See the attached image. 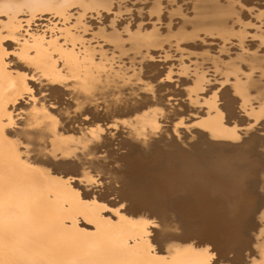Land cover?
<instances>
[{
    "label": "rangeland",
    "instance_id": "rangeland-1",
    "mask_svg": "<svg viewBox=\"0 0 264 264\" xmlns=\"http://www.w3.org/2000/svg\"><path fill=\"white\" fill-rule=\"evenodd\" d=\"M86 2H87V4H85ZM88 2H90L91 5ZM227 2L233 3V7H232V10L230 12L224 11L225 10L224 5H226ZM66 3H67V5H66ZM73 3H75V4H73ZM100 4H102V5L100 6ZM85 5H86V7H85ZM95 5H96V7H95ZM103 5H105V6L103 7ZM106 5H107V8H106ZM91 6H92V8H91ZM97 6H98V8H97ZM197 9H198V11H197ZM215 13H216V15H215ZM108 17H111V20L107 19ZM201 17H202V19H201ZM194 20L196 21V23H194L195 22ZM143 34H144V36H143ZM151 35H152V37L153 36L154 37L152 38ZM144 41H146V42H144ZM41 45L42 46L44 45L43 48L41 47ZM50 45H51V47H50ZM50 48H52V49H50ZM58 49H60V50L58 51ZM52 50H54V51L52 52ZM68 50L70 53L68 52ZM48 53H49V55H48ZM239 53L240 54L246 53L248 55H250V53H251L252 56L253 55L258 56L259 57L258 59H261L262 66L258 67V68H254L253 72L256 76L260 75L264 79V74H263V72H264L263 71L264 70V0H204V1L203 0H107V1L103 0V2H102V0H96V1L95 0H91V1L90 0H82V1L79 0V2H77V0H0V129H2L4 132V135L0 136V142H1V144H0V146H1V148H0V170H1L0 171V228H1L0 229V236L3 237L2 239H0V254H1L0 255V262H3V264H9V262H14L15 264H24V263L25 264H27V263H29V264H40V262L43 261V262H45V264H61V262H62V264H75V263L76 264H84V263L85 264H91L92 261H95L97 259H104L105 260L107 258V260H116V259H120V257H121V259H124V258L125 259H130V258L132 259L131 256L135 255V256H133L132 260L138 261L141 259L142 261L141 260L138 261L139 264H142V262H143V264H147L150 261L149 259L154 255L153 254L154 248L151 244L149 237L146 235V233L142 237L141 234L144 233L143 230H141L142 228H140L138 225L137 226L129 225L130 223H129V221L127 222V218L124 217L123 215H121L122 213H121L120 209L118 210L115 208V206L121 208V205L124 206L125 202L123 199H121L118 196V194L114 193V190L112 188V186H117V187H118V185L120 186L121 181H117V182L113 183L111 180V176L117 175L118 177H122V176L124 177L127 175L130 177V175H131L134 177L136 175V171H129L125 167H122L120 165V163H121L120 158H122L124 156L123 155L124 153H127L126 151H128L127 149H129V147L131 148V147L139 145V144H141L142 146L139 145L138 147H140V148L142 147L141 149H143V150L146 149V151H148V152L155 149V147H157V145H159V144L164 145L163 141L160 142V141L154 139V136H155V138H156V136L158 138L160 133H162L163 130H165L163 132L168 133L170 136L169 137L170 139L168 138L170 141H168V143H166V145L171 144L172 146L173 145L176 146L177 142L181 141V143L184 144L186 151L189 153L187 156L188 157L190 156L191 158L196 159V162H198L200 164H202L201 162L208 164L209 160L212 158H215V155L218 152L224 153V154L226 153V155H228V157H229V155L230 156L235 155L240 149L246 151L247 153L249 152L248 153L249 155L247 154L248 155L247 158H242V157L241 158H235L236 156H234V157H231V159L233 160V162L237 161V162H235V164L238 163V165L240 164V166H243L244 164L248 165V166H245V168H247L248 172H250V173L249 174L247 173V175L245 176L246 180L249 181V182L248 181L247 182L250 186V190L252 189L255 191V193L253 191L254 197L255 198L259 197V199L256 198V200H258V201H257V203H255V210L252 213V215L254 214L252 216V220H253L254 224L251 223L252 222L251 221L250 224H247V225H245V227H243V233H242L243 238H241L240 240H243V239L244 240L243 241L239 240V246L241 247V249L244 246H245V248L248 246L250 251H248L247 248L244 249L245 251L242 249V251L245 253V255L241 254L239 257H238V254H236L234 250L226 252V254L224 252H219V250H218L219 253L214 252L213 250L217 251V249L216 248L214 249L213 245H211V247H210V245L208 243L209 241L206 240L207 241L206 242L205 240H203L204 242L202 241V245H200L201 242H200L199 238H202V236H203V234L201 233L202 226H205L204 217H202L201 215H199L200 219L199 218L189 219L187 217H185V218L183 217L186 220L185 223H184V221H183V223L186 224L185 227L187 226L189 230H191V228H192V230H194L193 231L194 237L199 239L200 243H198V245H199L198 249H196L197 247L196 248L193 247L194 248L193 249L192 247H190L188 245H187V247L198 252V253H196V255L198 256V259L202 257V259H201L202 261L199 259V261L201 262L200 264H208V262H209V264H211V262H212V264H223V263L225 264V262H227V261H228V263L231 262L230 264H235L238 259L242 262V264H244V263L247 264V261H249V260H250L248 262L249 264H253L254 261H255L254 264H257V262L260 261L262 259V257L264 259V255L261 254L262 252H264V247H262V246H264V240H263V242L260 241V240L264 239V224H260L264 221V187H263V185H264V183H263L264 182V174H262V173H264V167H263V164H264V160H263L264 159V151H263V149H264L263 148L264 147V138H263L264 137V104H261L260 100H258V99H255V100L253 99L250 102L251 104L245 103V104H247L246 105L247 108H246L245 104L242 103V100H241L242 96L234 88V84H233L234 77L230 76V77L225 79V77L223 75L224 72L222 70H220L218 68V65H217V60L223 61L222 59L225 60V59H228L231 57L233 58V57L239 55ZM96 56H98L99 58H97ZM102 57H103V59H102ZM226 57H228V58H226ZM62 58L64 61L62 60ZM130 58H133V59H135V61H139V63L144 65V67H143V69H144L143 70L144 71L143 72V75H144L143 79L141 81H138L139 83L137 82L134 84L135 85L134 87H138L140 89V91L138 93H140L141 98L144 94V96H145L144 97L145 99L143 98L144 102L140 98V95L136 94V96L134 95V97H133L134 99L131 98L130 100L124 101L123 102L124 105L121 104V107L120 106L117 107V105H120L119 103L111 104L113 99L118 98V97L116 98L114 96L111 97L112 101L105 103L107 106L104 105V102H102V100H100L101 104L97 105V107L99 106L98 109H97V107H96V109H94L95 106L89 107V110H87L85 108H84L85 110L84 109H77L75 105H72L73 104L72 103L73 102L72 96L70 97V95H68L66 93V91L67 92L69 91V88L72 87L73 83L76 81L77 78H79L80 76L83 75V72L85 70L86 71L89 70L87 72V74H89V72L91 71L90 73H92V75L96 76L97 78H99V77L102 78L101 76H103L105 74L106 69H108L109 64H111L113 62L127 61V60H130ZM82 59H83V61H82ZM98 59H100V60H98ZM53 60H55V61H53ZM68 62H69V64H67ZM87 62H88V64H87ZM106 62H108V63H106ZM242 62H243L242 64L244 65L242 67L243 68L245 67L244 69H247L249 63L245 62V61H242ZM101 64L104 66H102ZM62 65H63V67H62ZM58 66H59V69H58ZM145 66H147V67H145ZM138 67H139V65H138ZM149 67H151V68L147 69ZM100 69H102V70H100ZM131 69H132V73H131ZM70 70L73 72H71ZM146 70H149V71H146ZM150 70H152V71H150ZM65 73H67V75ZM132 74H134V69L130 68V70H128V72L125 74V76L127 75V77L129 79H135V76ZM39 75H42V76L40 77ZM85 75H86V73H85ZM145 75H148V78H146L147 76H145ZM152 75L153 76L155 75V76L153 77ZM201 75H203V77L205 79V86L202 90L199 91V94L201 96H205V97H207V96L210 97V96H212V94H216V97L218 99V105L220 106L219 108H220L222 115H223L222 123L218 128H211L208 125L204 124V122H203V118L207 116V114L205 115V113H204L206 111L205 106L207 104H203V107L200 108V105L192 104L189 101L188 86L191 84V82L193 83L195 80H197ZM38 76L40 78H37ZM60 76H62V77H60ZM42 78H44V79H42ZM39 79H41V80H39ZM47 79H48V81H47ZM42 80H45L44 83L45 82L47 84L49 83L50 85L49 84L48 85L53 87V88H54V86L55 87L59 86L61 88L63 87V89H65V87H66V89H65L66 91L63 92L64 94L62 92L61 93L60 92L59 93H53L51 91V88L49 89V86H47L46 83L44 84ZM154 80H156V81H154ZM145 81H147V82L150 81L149 83L152 82L151 83L152 85H150L149 83H148L149 85L146 84L147 82L144 83ZM63 82L65 84H63ZM140 83H142V84H140ZM158 83H159V85L157 86ZM136 84H137V86H136ZM138 84H140V85H138ZM144 84H145V86L147 85L145 87L146 90L144 88H141L142 87L141 85L144 86ZM168 84H169V86H168ZM171 85H173V86H171ZM148 86H149V88H148ZM158 87L160 90L158 89ZM153 88L156 91H154V90L150 91ZM147 89H149V90L147 91ZM179 91L181 93H183V92L184 93L181 94ZM224 91L229 92L228 96H227V94H225ZM149 92H151V93H149ZM156 92L158 94H156ZM159 92L164 93L163 95L166 97L164 99L162 97H157L158 95H160V96L162 95V93L160 94ZM230 92H231L232 97L230 96ZM252 92H254V89L252 90ZM148 94H150V98L152 99V105H150V106H149V104H151V102H150L151 99L149 98ZM137 96H139V97H137ZM226 96L227 97L230 96V97L227 98ZM136 97L139 98L140 100L137 99ZM155 97H156V99H154ZM225 98H226V101H225ZM29 99H30V101H29ZM231 99H232V101H231ZM43 100L47 101V104L51 108L54 107L53 110L55 109V113L60 114L63 112L62 114H60V116L62 115L61 117H63V115L65 116V117H63L65 119L63 121H65L66 123L64 122L61 125L62 129L65 125L63 130H67V132L70 130L69 132H71V133H72V131H74L73 132L74 134H79V133L80 134L81 133L86 134L87 133V135H88V134H90L89 132H91V130H92L91 127L92 128L94 127V131H96L97 133H95L92 130V132L94 134L91 132L90 135H92L91 138L93 140L91 141L92 144L90 143L91 145L89 146V148L92 149L94 144L97 143V144H95V148L92 149L93 152L88 151L90 153L89 154L87 152V150H90V149L88 148L85 152L82 153V157L76 156V158H75V156H74L72 158L71 157L69 158L70 152H68L69 148L66 144L60 145V146H59V144H53V143L47 144V141H45L44 138L42 139L43 141L40 138H38L36 133L33 132L34 129L36 130V128L33 127L31 124H29L30 121L28 122V119L26 120L27 113H28L27 107L29 106V104L39 103V102H42ZM133 100L134 101L136 100L135 103H137V101H138V103L135 104L136 106L133 104L134 103ZM145 100L146 101L148 100V101L145 103ZM161 100H165V101H162L163 102L162 103ZM154 101H156L160 104H158V103L154 104ZM230 101L231 102L234 101L235 103L233 102L232 104H230L231 103ZM48 102H50V103H48ZM142 102L144 103V106H143ZM164 102H166L167 104ZM224 102H226V103H224ZM184 103L186 105H184ZM190 103H191V105H190ZM228 103H229V105H228ZM109 104H111L112 106ZM164 104H166V105L169 104V105L166 106ZM241 104H242V106H241ZM129 105H131V106H129ZM137 105H138V107H137ZM157 105H159L161 110L160 109H159V111L157 110L159 108ZM161 106H163V107H161ZM170 106H171L173 112H172ZM186 106H188L187 108L189 111L187 110ZM225 106L228 108L225 109L226 108ZM235 106H236V109H235ZM255 106H258V107L256 108ZM65 107H67V108L64 109ZM124 107L125 108L127 107L126 108L127 110L131 109L129 112L126 110L127 115L125 113L126 111H124L125 109L123 110ZM151 107H153V108L156 107L155 108L156 111H155V109H153ZM167 107H168V109H166ZM107 108L112 109V110L110 111ZM145 108H147V110H145ZM163 108L166 109V111H167V112H165L166 114L163 113L165 111ZM175 108L177 110H179V108H180V110L177 111ZM184 108H186V110H184ZM90 109H91V112H90ZM115 109H117V110H115ZM253 109L256 113L253 111ZM74 110L77 112H75ZM86 110H87V113L85 114ZM113 110L116 111L117 114L114 113ZM168 110H170V111H168ZM175 110H176V113L174 112ZM227 110H229V111L227 112ZM103 111L104 112L106 111V113H103ZM132 111H133V113H132ZM148 111H150V112L154 111L155 113H157L158 115L157 114L156 115L160 116V119L158 117L159 120H161V117H162V120L160 122L158 121L160 126L158 127V124H157V126H155L159 129H157L155 127L152 128L149 124L146 125V127L140 126V124L138 122H136V118L138 116L145 114ZM181 111L182 112L185 111V114L182 113ZM195 111H197V112H195ZM258 111H259V113H258ZM95 112H96V114H95ZM159 112H161V114H163V115H161ZM82 113H83V115H82ZM189 113H190V115H189ZM228 113H230L231 115ZM252 113H254V114H252ZM132 114H134L135 116H132ZM178 114L180 115V117L178 116ZM24 115H26V116H24ZM109 115H111V116H109ZM117 116H121V117H119L120 119ZM173 116H175L176 119H173ZM256 116H257V118H256ZM22 117H23V119H22ZM77 117L78 118L80 117V118L78 119ZM99 117L101 119H103L104 117L105 118L102 121ZM110 117H112V118H110ZM122 117H125V118H122ZM163 117H165V118L163 119ZM177 117H179V118L177 119ZM81 118H83V119H81ZM93 118H96L95 123H93L94 122ZM97 118H98V120H97ZM167 118L172 120L173 123L168 119V121L171 123V124H169V122L167 121ZM13 119H15V120H13ZM99 119L101 121L97 122V121H99ZM108 119H110V121ZM134 119H135V121H134ZM243 119L247 123L244 122ZM20 120L22 121V124H21ZM83 120H85V121H83ZM89 120H91V121H89ZM105 120H107V121H105ZM117 120H119V122H121V123H119ZM201 120H202V122H201ZM10 121H12V122L10 123ZM196 121L197 122L199 121V122L197 123ZM114 123H116L117 126ZM117 123H119V124H117ZM9 124H11V125H9ZM24 124L25 125L27 124L28 126L26 125L27 126L26 127ZM126 124L130 127H128V126L126 127L125 126ZM29 125H31L32 127ZM9 126H11V127H9ZM16 126H18V127H16ZM73 126H74V129L71 131ZM82 126H83V128H82ZM100 126H102L101 127L102 130H100ZM120 126H122V127H120ZM139 126H140V128H139ZM168 126H169V128H168ZM88 127H90V128H88ZM143 127L145 130L143 129ZM176 127L178 128V130H175ZM9 128H12L14 131L12 129L11 130L14 133L11 130H9ZM21 128L22 129L26 128V129L22 130ZM106 128L108 130H106ZM137 128H139V129L136 130ZM150 128H152V129L149 130ZM160 128H161V130H160ZM30 129H31V131H30ZM82 129L83 130L86 129V131H83ZM128 129H130V131H127ZM171 129H172V131H169ZM26 130H27V133L25 132ZM78 130H79V132H78ZM99 130H100V132H98ZM131 130H133V131L131 132ZM179 130H180V132L182 130L183 131L181 133H178ZM194 130H196V131H194ZM23 131L25 134L23 133ZM28 131H30L32 133L30 134ZM198 131H200V132H198ZM245 131H247V132L245 133ZM248 131H249V133H248ZM253 131H254V133L256 132L255 133L256 135H254V133H252ZM75 132H77V133H75ZM147 132H148V135H147ZM204 132L205 133L211 132V133L209 135V134H205ZM98 133H100V134H98ZM150 133L151 134L153 133V135H151ZM154 133H155V135H154ZM202 133H203V135H202ZM257 133H258V135H257ZM103 134L106 138L103 136ZM129 134L131 135L132 139L129 137L130 136ZM133 134H134V136H137V134H139V135L135 138L133 136ZM173 134H175L176 136L174 135L175 137H173ZM186 135L188 137H186V140H185L184 137ZM262 135H263V137H262ZM143 136L144 137L147 136V137L144 138ZM236 136H238L241 139H239ZM93 137H95V138H93ZM97 137L98 138L100 137V140ZM133 137L137 142L133 141L134 140ZM138 137H139V139L141 138L140 139L141 141L138 139ZM172 137H173V139H172ZM178 137H180V138H178ZM255 137H257V138H255ZM107 138H108V140H107ZM208 138H210V139H208ZM258 138L260 139V141L258 140ZM37 139H38V141H40L39 144H38ZM180 139H182L184 142ZM207 139L211 140V143H210V141H207ZM256 139L259 142L256 141ZM261 139H263L262 142H261ZM129 140H131V141H129ZM171 140H173V142ZM177 140H179V141H177ZM36 141H37V143H36ZM215 141L218 143V145ZM219 141H220V143H219ZM98 142H100V143H98ZM123 142H125V144ZM130 142H132V143L130 144ZM156 142L158 144H156ZM213 142H214V144H213ZM152 143L155 144V147H153ZM208 143H209V145H208ZM221 143L223 144L224 147L222 146ZM232 143H235V144L232 145ZM36 144L37 145L41 144L39 147L42 149L37 147ZM51 144H52V146H51ZM210 144H211V146H210ZM219 144H221V145H219ZM228 144H229V146H228ZM238 144H239V146H238ZM48 145L52 147L51 150H50L51 147L49 148ZM53 145H55V146H53ZM56 145H58L59 147H57ZM261 145H263V146H261ZM33 146H35L34 147L35 149L33 148ZM233 146H235V147H233ZM151 147H153V148H151ZM168 147H171V146H168ZM218 147L220 148V150ZM225 147H226V150L224 149ZM231 147H232V149L234 148L232 151H231ZM236 147H239L240 149L239 148L236 149ZM47 148H49V149H47ZM96 148H98V149H96ZM214 148L216 151H214ZM2 149H3V151H2ZM59 149H61V150H59ZM95 149L98 150V153H96L97 151ZM224 150H225V152H224ZM79 151H81V150H79ZM35 152H36V154H35ZM62 153H63V155H62ZM32 155H34L35 157ZM51 155L53 157H51ZM60 155H62V156L60 157ZM62 157L63 158L68 157V159H70V160L72 159L74 162L78 159V161H76V163H74L75 164L74 166L76 168L70 167L71 168V170H70L69 168H67L65 166L63 168H60L61 171L63 170L62 171L63 174L60 173L61 171L59 170V168H57V167L55 168V166H56L55 163H56V160L62 159ZM87 157H89V159H87ZM95 157H96V160L94 159ZM117 157L120 160L119 159H118V161L114 160ZM41 158H43V159L41 160ZM53 158H55V160L53 161V162H55L54 164L52 162ZM100 158L103 161H105L106 163L103 162L101 164L102 160H100ZM186 158H185V161L183 159L182 161L179 162V168L182 170L184 169L183 170L184 172L182 174L188 179V181H193L194 186L200 187L202 184H207L208 182L206 180H204V179H207L206 178L207 175H205L204 173L199 174V176L194 175L195 177L190 176L191 174L188 170L189 160H186ZM97 159H98V161L99 160L100 161L98 162ZM234 159H235V161H234ZM111 160H112V163H111ZM249 160L251 162H248ZM90 161L92 163L94 162L96 164L100 163L102 166H105V167L107 165H109L110 167L107 166L106 169L108 167L112 171L115 169L114 171L116 172V175H115V172L114 171L112 172L110 169H107L108 172L105 169L107 172V173H105V170H103L102 166L101 167L99 166L100 167L99 168L98 165H96V164L93 165ZM108 162H109V164H108ZM168 163L170 166L172 165L171 162L168 161ZM76 164H78V166H76ZM82 165L84 168H82ZM5 166H7V167H5ZM87 166H89V167H87ZM93 166H95V167H93ZM116 166H119L118 169L121 168L120 169L121 172H119L120 170H118V169L116 170V168H117ZM78 167H79V169H78ZM183 167H185V168H183ZM54 168L58 169V170L54 171L53 170ZM81 168L84 169L85 171L83 170L84 172H82ZM93 168H95V169L97 168V171H95ZM100 169H102V171ZM124 170H125V172H124ZM58 171H60V172H58ZM66 171L68 172V174H65ZM80 171L82 173H80ZM90 172H92V173L90 174ZM111 172H112V175H111ZM141 172L142 173H140V174H143L144 176L146 175V173L150 174V172H148L147 170L146 171L143 170ZM72 173H74V174H72ZM64 175H66L67 177H65ZM15 176H16V178H15ZM94 176H95V178H93ZM138 176H141V178L143 177L142 175H138ZM25 177H27V178L25 179ZM34 177H36V178H34ZM68 177H70V179ZM157 177H158L157 174H151V180L152 179L154 180ZM134 178H138V177H134ZM78 179H79V181H78ZM73 180H74V182H72ZM83 180H85V181H83ZM37 181H39V182L37 183ZM75 182H77V183H75ZM39 183H41V184H39ZM72 183H74L73 186H72ZM21 184L23 186H21ZM75 184H77L78 186L80 185L78 187V189L80 188L79 190L77 189V186ZM88 185H91V186H88ZM187 188H188V190H187ZM187 188L183 186V187L178 188V190L177 189L174 190L170 194L168 201L174 202V200L178 199V198H183V197L184 198H186V197L193 198V197H195V195L197 196V193H195V191H194V189H192V187H187ZM69 189H71V191ZM87 189H89V190H87ZM108 189L110 191H108ZM20 190H22V191H20ZM66 190H69V193L71 192V194L76 195V197L79 199V201H78V199H76L77 202H75L76 204H79V207H78V205H75V206H77L78 208H81V209L84 207L83 209H85L87 211H85L83 209L82 210L79 209V211H78L77 207H75V206L73 207V205L75 203L72 200H70V198H71L70 195L66 196L68 193V191L64 192ZM75 190L79 192L78 195H77L78 192L76 193ZM81 190H82V192H81ZM72 191H75V192L72 193ZM84 191H92L93 193H91L89 195L94 194L95 195V196L93 195L94 199H93V196H91L90 197L91 199H90L88 197L89 195L85 194ZM61 192H64L66 195L61 193ZM97 193H99V194H97ZM101 193H107V195L109 194L106 197V200L110 199L109 201H112V202L116 201V202H118V204L115 205L114 207L109 205V204H107V205H109V207L107 205L103 206L106 203H102V200L99 199V197H98L99 195H101ZM83 194H85L86 196L88 195L87 198ZM22 195H23V197H21ZM79 195L81 198L79 197ZM43 196H45V197H43ZM65 196H66V198L68 197L69 200H67L65 198ZM173 196H175V197H173ZM262 197H263V199H262ZM10 199H11V201H10ZM21 199H22V201H21ZM96 199H97V202L99 201L98 203L97 202L95 203ZM17 200H20V201H17ZM82 200H83V202H82ZM87 200H89V201H87ZM70 202H72V203H70ZM92 202L95 203L96 206ZM100 202L103 205H100ZM258 202H259V204H258ZM32 204H33V207H32ZM70 205H71V208H69ZM88 205H89V207H88ZM16 206H17V208H16ZM261 206H263V207H261ZM258 207H259V209H258ZM89 208L91 210H88ZM94 208H95V210H94ZM113 208H115L116 210H114ZM256 208L258 210H256ZM19 210L21 211V213ZM69 210L70 211L72 210V211L69 212ZM80 210L82 212H80ZM98 210L100 213L98 212ZM171 210H173V208H171ZM6 211H7V213H5ZM83 211L85 213H83ZM93 211H94V213H93ZM28 212H30V213L28 214ZM72 212L74 214L71 215ZM118 212L120 215H118ZM80 213H82L83 215ZM84 214L85 215L87 214L88 216L86 217V216H84ZM95 214L97 216V219L95 217ZM176 214L177 213H175V211H169V215H167V216H169V218H168L169 220H173L171 224H173V222L177 223L180 221L179 217ZM261 214H263V215H261ZM98 215H99V217H98ZM173 215H175V218L173 217ZM90 216L91 217L94 216L95 220H93L94 217L92 219ZM119 216H120V219H119ZM121 216H123V217H121ZM149 216L150 215L146 214L143 217H145L146 219L149 218L148 221H152V223H153V218L151 216L150 217ZM172 217H173V219H172ZM1 218H3V219H1ZM4 218H6V219H4ZM99 218L103 219V221H104L103 225H102V221L100 222ZM121 218H125V219H123L124 221ZM254 218H257L259 221L256 219V222H255ZM260 218L262 219V221ZM21 219H22V221H21ZM45 219L47 222L45 221ZM87 219H89V221ZM115 219L118 220V222H119V220H121L119 222L120 226L124 224L125 225V226H123L124 228H121L122 226L121 227L118 226V228H117L116 225L117 224L119 225V223L118 222L115 223L114 222V221H116ZM82 220L84 222L90 223L91 226L89 227V226H86L85 224H82L81 223ZM90 220H93V221H90ZM107 220H108V223H110L109 221H111V223L110 224L106 223ZM51 221H53V222H51ZM94 221H97L100 223L97 224V222H94ZM125 221L127 222L126 224L128 226L125 224ZM197 221H199V222H197ZM257 221H258V224H260V225L257 224ZM6 222H7V224H5ZM20 222H21V224H20ZM121 222H122V224H121ZM113 223H115V225ZM11 225H13V226H11ZM99 225H100V227H98ZM104 225H105V227L107 226L110 231L112 230L110 226L113 227V230L116 231V232H113L114 233L113 236H115L116 240L118 238L117 236L120 235V237L117 240L118 245L116 247L110 246V244L105 241V238L103 239L104 232L101 230V232H102L101 233L100 229ZM113 225L116 227H114ZM130 226H132L131 230H130ZM199 226H201V227H199ZM127 227H128V229H127ZM133 227H135V229ZM257 227H259V228H257ZM15 228L17 231L15 230ZM126 229H127V232H125ZM138 229H140V231ZM1 230H2V232H1ZM8 230H11V231H8ZM20 230H22V231H20ZM94 230H96V231L94 232ZM132 230L134 232L136 230H138V231H136V233H134ZM178 231L182 232V228H179ZM9 232H11V233H9ZM77 232H78V234H77ZM98 232L100 234H98ZM140 232H142V233H140ZM244 232H246V233L244 234ZM4 233H6V234L4 235ZM22 233H23V235H22ZM51 233L54 235H52ZM60 233L62 235H60ZM197 233H199V234H197ZM1 234H3L4 236ZM31 234H32V236H31ZM64 234H65V236H64ZM90 234H92V235H90ZM94 234H96L95 235L96 238H94ZM138 234H140L141 236ZM246 234H249L250 236H248ZM7 235H8V238H7ZM80 235H81V237H80ZM88 235H89V237H88ZM98 235H99V237L97 238ZM29 236H31V237H29ZM35 236L37 239L35 238ZM121 236H122V238H121ZM258 236H260V237H258ZM25 238H27V239L24 241ZM30 238L31 239L33 238V240H30ZM40 238H41V240H40ZM42 238H44V239L42 240ZM91 238H92V240H91ZM123 238H124V242H123ZM119 239H120V241H119ZM250 240H253L252 243L250 242ZM104 241L106 242L105 243L106 245L103 244ZM68 242H69V244H68ZM243 242L246 245L243 244L244 245L243 246L242 245ZM32 243H33V245H32ZM94 243H96V244H94ZM107 243H108V245H107ZM259 243H261V244H259ZM122 244H124V246ZM149 244L151 245V247H149ZM210 244H212V243L210 242ZM248 244H251V245H248ZM125 245H127V246H125ZM129 245H135V247L130 249ZM8 246H10V247H8ZM42 246H44V247H42ZM108 246H110V248ZM122 246H123V248L125 247V250L122 249ZM184 247H186V246H184ZM115 248H116V250H118V252L116 250H114ZM119 248H120V251H119ZM1 249H3V250H1ZM89 249H91V251ZM93 249H96V250L98 249V253H100V254H98V255L93 254V252H92ZM104 249H106V250H104ZM111 249L114 250V252H112ZM200 249H202V250H200ZM15 251H16V253H14ZM70 251H71V253H70ZM202 251H203V253H202ZM208 251H211V252H208ZM212 251H213V253H212ZM246 251H247L248 257H246L247 256ZM251 251H252V253H251ZM53 252H55V253H53ZM102 252L105 254H103ZM119 252L122 253L124 256L122 254L120 256ZM205 252L206 253L208 252V253L206 255H204ZM18 253H20V254H18ZM62 253H63V255H62ZM114 253L115 254L117 253V254L115 255ZM147 253H149V254H147ZM223 253H224V255H223ZM213 254H214V257L217 256L215 259L213 257ZM251 254L253 256L256 254L257 255H256V257L255 256L252 257ZM138 255H139V258H138ZM143 255H145L146 257L144 256L145 257L144 258ZM226 255L228 257H231V258L235 256L234 258H232V259H234V260H232L233 262L230 261L231 258L228 259V257ZM117 256L119 258H117ZM140 256H142V258H140ZM218 256H220L219 257L220 259L218 258ZM94 257H96V259ZM204 257L205 258L207 257V258L205 259ZM257 257H259L260 260ZM4 258H5V260H4ZM36 258L40 262L37 261ZM87 258H88V261H87ZM212 258L215 261H217L218 263L215 262ZM224 258H226V259L223 260ZM236 258H238V259H236ZM203 259L207 263H204ZM209 260H211V261H209ZM239 260H238V262H240ZM245 260H246V262H245ZM251 260H252V263H251ZM21 261H23V262H21ZM241 262L239 264H241ZM228 263H226V264H228ZM236 264H238V263H236Z\"/></svg>",
    "mask_w": 264,
    "mask_h": 264
},
{
    "label": "bare ground",
    "instance_id": "bare-ground-1",
    "mask_svg": "<svg viewBox=\"0 0 264 264\" xmlns=\"http://www.w3.org/2000/svg\"><path fill=\"white\" fill-rule=\"evenodd\" d=\"M82 1V0H81ZM91 1V0H90ZM96 1V0H95ZM107 1V0H106ZM204 1V0H203ZM77 2H79V0H77ZM85 2V1H84ZM102 2H103V0H102ZM202 2V1H201ZM89 4H90V2H88ZM92 3V2H91ZM197 3V2H196ZM73 4H75V3H73ZM85 4H87V2L85 3ZM95 4V3H94ZM93 4V5H94ZM106 4V3H105ZM66 5H67V3H66ZM82 5V4H81ZM91 5V4H90ZM92 5V6H93ZM97 5V4H96ZM96 5H95V7H96ZM102 4H100V6H101ZM110 5V4H109ZM202 5V4H201ZM80 6V5H79ZM84 6V5H83ZM92 6H91V8H92ZM99 6V5H98ZM98 6H97V8H98ZM105 5H103V7H104ZM203 6V5H202ZM225 6V12H230L231 10H232V7H233V3L232 2H227L226 3V5H224ZM81 7V6H80ZM85 7H86V5H85ZM111 7V6H110ZM222 7V6H221ZM100 8V7H99ZM102 8V7H101ZM106 8H107V5H106ZM215 8V7H214ZM83 9V8H82ZM109 9V8H108ZM200 9V8H199ZM210 10V9H209ZM197 11H198V9H197ZM222 11V10H221ZM218 12V11H217ZM199 14V13H198ZM218 14V13H217ZM208 15V14H207ZM215 15H216V13H215ZM196 16V15H195ZM200 17V16H199ZM223 17V16H222ZM198 19V18H197ZM201 19H202V17H201ZM222 20V19H221ZM195 21V20H194ZM193 21V22H194ZM198 22V21H197ZM216 22V21H215ZM224 22V21H223ZM194 23H196V21L194 22ZM208 23V22H207ZM201 24V23H200ZM219 25V24H218ZM221 25V24H220ZM198 26V25H197ZM209 26V25H208ZM215 27V26H214ZM213 27V28H214ZM223 27V26H222ZM226 28V27H225ZM211 29V28H210ZM216 29V28H215ZM224 29V28H223ZM228 31V30H227ZM180 33V32H179ZM226 33V32H225ZM182 34V33H181ZM141 35V34H140ZM143 36H144V34H143ZM148 36V35H147ZM146 36V37H147ZM151 37H152V35H151ZM154 37V36H153ZM152 37V38H153ZM144 42H146V41H144ZM156 44V43H155ZM48 45V44H47ZM54 45V44H53ZM44 46V45H43ZM43 46L41 45V47L43 48ZM37 47V46H36ZM50 47H51V45H50ZM56 47V46H55ZM49 48V47H48ZM90 48V47H89ZM50 49H52V48H50ZM49 49V50H50ZM57 49V48H56ZM71 49V48H70ZM73 49V48H72ZM35 50V49H34ZM37 50V49H36ZM40 50V49H39ZM38 50V51H39ZM60 49H58V51H59ZM65 50V49H64ZM87 50V49H86ZM85 50V51H86ZM43 51V50H42ZM54 50H52V52H53ZM56 51V50H55ZM77 51V50H76ZM79 51V50H78ZM68 52H69V50H68ZM94 52V51H93ZM246 52V51H245ZM44 53V52H43ZM70 53V52H69ZM60 54V53H59ZM75 54V53H74ZM73 54V55H74ZM208 54V53H207ZM48 55H49V53H48ZM55 55V54H54ZM90 55V54H89ZM214 55V54H213ZM56 56V55H55ZM49 57V56H48ZM71 57V56H70ZM97 58H99L98 56H96ZM95 57V58H96ZM101 57V56H100ZM33 58V57H32ZM43 58V57H42ZM41 58V59H42ZM65 58V57H64ZM87 58V57H86ZM215 58V57H214ZM226 58H228V57H226ZM259 57L258 56H255V55H251V53H250V55H248V54H246V53H239V55H237V56H235V57H231V58H228V59H222L223 61H221V60H217V65H218V68L220 69V70H222L223 72H224V77H225V79L226 78H228V77H230V76H233L234 77V80H233V84H234V88H235V90L238 92V93H240V95L242 96V103H249V104H251L250 102L254 99H258V100H260V102H261V104H264V79L262 78V76H260V75H255L254 74V72H253V69L254 68H258V67H261L262 66V62H261V59H258ZM38 59V58H37ZM70 59V58H69ZM73 59V58H72ZM84 59V58H83ZM83 59H82V61H83ZM90 59V58H89ZM102 59H103V57H102ZM106 59V58H105ZM109 59V58H108ZM62 60H63V58H62ZM97 60V59H96ZM98 60H100V59H98ZM48 61V60H47ZM53 61H55V60H53ZM60 61V60H59ZM64 61V60H63ZM68 61V60H67ZM86 61V60H85ZM108 61V60H107ZM110 61V60H109ZM242 61H245V62H248L249 63V65H248V68L247 69H244L242 66H244L242 63ZM38 62V61H37ZM41 62V61H40ZM46 62V61H45ZM81 62V61H80ZM94 62V61H93ZM212 62V61H211ZM36 63V62H35ZM61 63V62H60ZM59 63V64H60ZM106 63H108V62H106ZM67 64H69V62L67 63ZM72 64V63H71ZM86 64V63H85ZM87 64H88V62H87ZM41 65V64H40ZM61 65V64H60ZM59 65V66H60ZM77 65V64H76ZM102 65V64H101ZM100 65V66H101ZM107 65V64H106ZM138 65H139V67H138ZM42 66V65H41ZM59 66H58V69H59ZM68 66V65H67ZM84 66V65H83ZM102 66H104V65H102ZM108 66V65H107ZM54 67V66H53ZM62 67H63V65H62ZM143 67H144V65L143 64H141V63H139V61H135V59H133V58H130V60H127V61H119V62H113V63H111V64H109V66H108V69H106V72H105V74L103 75V76H101L102 78H97L96 76H94V75H92V73H90L89 72V74H87V72L89 71V70H85L84 72H83V75L82 76H78L79 78H77L76 79V81L73 83V85H72V87L71 88H69V91L67 92L65 89H66V87H65V89H63V87L61 88V87H55L54 86V88L53 87H51V86H49L46 82V84H47V86H49V89L51 88V91L53 92V93H63V92H65L66 91V93L68 94V95H70V97L72 96V100H73V104L72 105H75L76 106V108L77 109H87V110H89V107H94L95 106V108L94 109H96V107H97V105H99V104H101V101L100 100H102V102H104V105H106L105 103L106 102H109V101H112V99H111V97H118L117 99H113V101L111 102V104H114V103H119L120 105H117V107L118 106H120L121 107V104H123V102L124 101H127V100H130L131 98H133L134 97V95L136 96V94H138V95H140V93H138L139 91H140V89L138 88V87H134L135 85V83H137L138 81H141L142 79H143ZM145 67H147V66H145ZM217 67V66H216ZM46 68V67H45ZM71 68V67H70ZM107 68V67H106ZM130 68H133L134 69V74H132V75H134L135 76V79H129L128 77H127V75L125 76V74L128 72V70H130ZM151 67H149V68H147V69H150ZM196 68V67H195ZM201 68V67H200ZM43 69V68H42ZM65 69V68H64ZM92 69V68H91ZM154 69V68H153ZM81 70V69H80ZM98 70V69H97ZM100 70H102V69H100ZM263 70V69H262ZM71 71V70H70ZM127 71V72H126ZM146 71H149V70H146ZM150 71H152V70H150ZM264 71V70H263ZM38 72V71H37ZM41 72V71H40ZM57 72V71H56ZM71 72H73V71H71ZM76 72V71H75ZM43 73V72H42ZM41 73V74H42ZM68 73V72H67ZM67 73H65L66 75H67ZM82 73V72H81ZM85 73H86V75H85ZM104 73V72H103ZM131 73H132V69H131ZM130 73V74H131ZM199 74V73H198ZM263 74H264V72H263ZM43 75V74H42ZM42 75H39L40 77L42 76ZM53 75V74H52ZM76 75V74H75ZM100 75V74H99ZM129 75V74H128ZM156 75V74H155ZM154 75V76H155ZM37 77V78H40V77ZM130 76V75H129ZM145 76H147L146 78H148V75H145ZM151 76V75H150ZM153 76V75H152ZM153 76V77H154ZM199 76V75H198ZM44 77V76H43ZM60 77H62V76H60ZM75 77V76H74ZM131 77V76H130ZM133 77V76H132ZM223 77V78H224ZM145 78V77H144ZM152 78V77H151ZM42 79H44V78H42ZM39 80H41V79H39ZM151 80V79H150ZM43 81V83H44V81L45 80H42ZM47 81H48V79H47ZM61 81V80H60ZM65 81V80H64ZM154 81H156V80H154ZM147 81H145L144 83H146ZM150 81H148L146 84H148ZM36 83V82H35ZM44 83V84H45ZM139 83V82H138ZM152 83V82H151ZM151 83H149L150 85H152ZM161 83V82H160ZM63 84H65L64 82H63ZM140 84H142V83H140ZM140 84H138V85H140ZM148 84V85H149ZM43 85V84H42ZM60 85V84H59ZM159 85V83L157 84V86ZM175 85V84H174ZM36 86V85H35ZM61 86V85H60ZM63 86V85H62ZM71 86V85H70ZM136 86H137V84H136ZM142 87L141 88H144L145 89V87L147 86H145V84H144V86L143 85H141ZM161 86V85H160ZM159 86V87H160ZM168 86H169V84H168ZM171 86H173V85H171ZM204 86H205V79H204V77H203V75H201L197 80H195L193 83L191 82V84L188 86V95H189V101L192 103V104H196V105H200V108H202L203 107V104H207L206 106H205V108H206V111L204 112L205 113V115L207 114V116L206 117H204L203 118V122H204V124H206V125H208L209 127H211V128H218L220 125H221V123H222V119H223V115H222V112H221V110H220V106L218 105V99H217V97H216V94H212V96H210V97H208L207 95V97H205V96H201L200 94H199V91L200 90H202L203 88H204ZM159 87H158V89H159ZM45 88V87H44ZM148 88H149V86H148ZM161 88V87H160ZM43 89V88H42ZM157 89V88H156ZM185 89V88H184ZM254 89V92H252V90ZM146 90V89H145ZM149 89H147V91H148ZM156 91L154 88L153 89H151L150 91ZM160 90V89H159ZM179 90V89H178ZM227 90V89H226ZM158 91V90H157ZM162 91V90H161ZM186 91V90H185ZM51 92V93H52ZM146 92V91H145ZM180 92V91H179ZM183 92V91H182ZM225 92V94H227V96H228V93L229 92H226V91H224ZM65 93V94H66ZM143 93V92H142ZM148 93V92H147ZM149 93H151V92H149ZM154 93V92H153ZM160 93V92H159ZM162 93V92H161ZM160 93V94H161ZM181 93V92H180ZM184 93V92H183ZM183 93H181V94H183ZM187 93V92H186ZM64 94V93H63ZM156 94H158L157 92H156ZM164 93H162V95L160 96V95H158L157 97H162L163 99L166 97V96H164L163 95ZM149 95V98H150V94H148ZM186 95V94H185ZM184 95V96H185ZM224 95V94H223ZM164 96V97H163ZM226 96V97H227ZM230 96H231V92H230ZM229 96V97H230ZM120 97V98H119ZM137 97H139V96H137ZM136 97V98H137ZM145 96H144V94H143V96H142V98H141V95H140V98L143 100V98H144ZM148 97V96H147ZM225 97V96H224ZM229 97H227V98H229ZM232 97V96H231ZM234 97V96H233ZM42 98V97H41ZM135 98V99H136ZM148 98V99H149ZM40 99V98H39ZM66 99V98H65ZM111 99V100H110ZM134 99V98H133ZM137 99H139V98H137ZM145 99V98H144ZM151 99V98H150ZM154 99H156V97L154 98ZM153 99V100H154ZM167 99V98H166ZM55 100V99H54ZM140 100V99H139ZM160 100V99H159ZM169 100V99H168ZM237 100V99H236ZM235 100V101H236ZM27 101V100H26ZM29 101H30V99H29ZM59 101V100H58ZM71 101V100H70ZM134 101V100H133ZM136 101V100H135ZM135 101H134V105L135 104H137L138 103V101H137V103H135ZM148 101V100H147ZM146 100H145V103L147 102ZM162 101H165V100H161V102ZM225 101H226V98H225ZM228 101V100H227ZM231 101H232V99H231ZM230 101V102H231ZM33 102V101H32ZM130 102V101H129ZM132 102V101H131ZM140 102V101H139ZM143 102H144V100H143ZM142 102V104H143V106H144V103ZM151 104H149V106L150 105H152V99H151ZM183 102V101H182ZM181 102V103H182ZM234 102V101H233ZM233 102H231L230 104H232ZM25 103V102H24ZM31 103V102H30ZM48 103H50V102H48ZM55 103V102H54ZM64 103V102H63ZM71 103V102H70ZM157 104L158 102H156V101H154V104ZM163 103V102H162ZM164 103H166V102H164ZM191 103H190V105H191ZM224 103H226V102H224ZM235 103V102H234ZM26 104V103H25ZM29 104V103H28ZM53 104V103H52ZM111 104H109V105H111ZM126 104V103H125ZM130 104V103H129ZM132 104V103H131ZM132 104V105H133ZM141 104V105H142ZM158 104H160V103H158ZM167 104V103H166ZM166 104H164V105H166ZM255 104V103H254ZM27 105V104H26ZM124 105V104H123ZM128 105V104H127ZM169 105V104H168ZM168 105H166V106H168ZM183 105V104H182ZM184 105H186L185 103H184ZM188 105V104H187ZM226 105V104H225ZM228 105H229V103H228ZM247 104H245V106H246ZM253 105V104H252ZM69 106V105H68ZM71 106V105H70ZM107 106V105H106ZM112 106V105H111ZM110 106V107H111ZM126 106V105H125ZM129 106H131V105H129ZM136 106V105H135ZM146 106V105H145ZM148 106V107H149ZM155 106V105H154ZM158 107H159V105H157ZM172 106V105H171ZM171 106H170V108H171ZM177 106V105H176ZM224 106V105H223ZM227 106V105H226ZM225 106V107H226ZM232 106V105H231ZM241 106H242V104H241ZM59 107V106H58ZM99 107V106H98ZM98 107H97V109H98ZM104 107V106H103ZM128 107V106H127ZM126 107V108H127ZM133 107V106H132ZM137 107H138V105H137ZM147 107V106H146ZM157 107V108H158ZM161 107H163V106H161ZM165 107V106H164ZM175 107V106H174ZM183 107V106H182ZM188 106H186V108H187ZM230 107V106H229ZM233 107V106H232ZM231 107V108H232ZM256 108L258 107V106H255ZM28 108V113H27V118H26V120L28 119V122L30 121V123L29 124H31L33 127H35L36 128V130L34 129V133H36V135L38 136V138H40L41 140L44 138L45 139V141H47V144L48 143H53V144H59V146L60 145H64V144H66L67 146H68V148H69V151L68 152H70V156H69V158L71 157H74L75 156V158H76V156H81L82 157V153L83 152H85L88 148H89V146L92 144L91 143V141L93 140L92 138H91V136L92 135H90L91 134V132H92V130L94 131V127L92 128L91 127V132H89L90 134H88L87 135V133L85 134V133H79V134H74L73 132L74 131H72L73 129H74V126H73V128L71 129V131H72V133L71 132H67V130H63L64 129V127H65V125H64V127H63V129H62V123H64L65 121H63V120H65L63 117H65L64 115H63V117H61L60 116V114H62V113H55V109L53 110V108H51L48 104H47V101H45V100H43L42 102H39V103H32V104H29V106L27 107ZM67 107H65L64 109H66ZM72 108V107H71ZM125 107L123 108V110L124 111H126L127 109H126ZM131 108V107H130ZM151 108H153V107H151ZM156 108V107H155ZM155 108H153V109H155ZM177 108V107H176ZM175 108V109H176ZM186 108H184V110H186ZM197 108V107H196ZM228 107H226L225 109H227ZM246 108H247V106H246ZM252 108V107H251ZM84 109V110H85ZM92 109V108H91ZM91 109H90V112H91ZM93 109V110H94ZM105 109V108H104ZM108 109V108H107ZM106 109V110H107ZM141 109V108H140ZM139 109V110H140ZM144 109V108H143ZM159 109H160V107L157 109L158 111H159ZM164 109V108H163ZM166 109H168V107L166 108ZM166 109H164L165 111L163 112V113H165V112H167L166 111ZM194 109V108H193ZM235 109H236V106H235ZM87 110L85 111V114L87 113ZM108 110H112V109H108ZM107 110V111H108ZM115 110H117V109H115ZM119 110V109H118ZM122 110V109H121ZM131 110V109H130ZM129 109L127 110L128 112L130 111ZM133 110V109H132ZM145 110H147V108H145ZM161 110V109H160ZM171 110H172V108H171ZM177 110V109H176ZM176 110L174 111L175 113H176ZM179 110H180V108H179ZM179 110H177V111H179ZM187 110H188V108H187ZM191 110V109H190ZM70 111V110H69ZM75 111V110H74ZM96 111V110H95ZM109 111V112H110ZM114 111V110H113ZM127 111L125 112L126 113V115H127ZM155 111H156V109H155ZM163 111V110H162ZM168 111H170V110H168ZM189 111V110H188ZM194 111V110H193ZM203 111V110H202ZM229 110H227V112H228ZM233 111V110H232ZM253 111H254V109H253ZM75 112H77V111H75ZM108 112V113H109ZM118 112V111H117ZM136 112V111H135ZM138 112V111H137ZM172 112H173V110H172ZM182 112V111H181ZM195 112H197V111H195ZM226 112V111H225ZM226 112V113H227ZM236 112V111H235ZM238 112V111H237ZM252 112V111H251ZM255 112V111H254ZM80 113V112H79ZM84 113V112H83ZM83 113H82V115H83ZM94 113V112H93ZM92 113V114H93ZM103 113H106V111L104 112L103 111ZM114 113H116V111H114ZM124 113V112H123ZM132 113H133V111H132ZM139 113V112H138ZM160 114H161V112H159ZM171 113V112H170ZM174 113V114H175ZM180 113V112H179ZM182 113H184L185 114V111L184 112H182ZM188 113V112H187ZM224 113V112H223ZM231 113V112H230ZM230 113H228V114H230ZM233 113V112H232ZM256 113V112H255ZM258 113H259V111H258ZM263 113V112H262ZM95 114H96V112H95ZM117 114V113H116ZM129 114V113H128ZM136 114V113H135ZM157 113H155L154 111L153 112H150V111H148L147 113H145V114H142V115H140V116H138L137 118H136V122H138L139 124H140V126H145L146 127V125H150L152 128H154L155 126H157V124H158V127L160 126L159 125V122L162 120V117H161V120H159L160 119V116H157L156 115ZM159 114V115H160ZM166 114V113H165ZM164 114V115H165ZM252 114H254V113H252ZM23 115V114H22ZM77 115V114H76ZM81 115V114H80ZM79 115V116H80ZM81 115V116H82ZM107 115V114H106ZM120 115V114H119ZM161 115H163V114H161ZM169 115V114H168ZM173 115V114H172ZM189 115H190V113H189ZM231 115V114H230ZM261 115V114H260ZM24 116H26V115H24ZM23 116V117H24ZM74 116V115H73ZM95 116V115H94ZM109 116H111V115H109ZM114 116V115H113ZM112 116V117H113ZM132 116H135L134 114H132ZM131 116V117H132ZM167 116V115H166ZM171 116V115H170ZM178 116L180 117V115L178 114ZM183 116V115H182ZM229 116V115H228ZM227 116V117H228ZM233 116V115H232ZM17 117V116H16ZM23 117H22V119H23ZM71 117V116H70ZM112 117H110V118H112ZM118 118L119 117H121V116H117ZM130 117V118H131ZM158 117H159V119H158ZM168 117V116H167ZM175 116H173V119H176V117L174 118ZM179 117H177V119L179 118ZM193 117V116H192ZM230 117V116H229ZM63 118V119H62ZM78 118V117H77ZM76 118V119H77ZM80 118V117H79ZM78 118V119H79ZM100 118V117H99ZM105 118V117H104ZM103 118V119H104ZM109 118V117H108ZM115 118V117H114ZM117 118V119H118ZM122 118H125V117H122ZM165 117H163V119H164ZM256 118H257V116H256ZM21 119V120H22ZM81 119H83V118H81ZM90 119V118H89ZM94 119V122L93 123H95L96 121H95V119L96 118H93ZM101 119V118H100ZM99 119V121H97V122H100L101 120L103 121V119H101L100 120ZM120 119V118H119ZM168 119L169 118H167V121H168ZM172 119V118H171ZM182 119V118H181ZM195 119V118H194ZM229 119V118H228ZM233 119V118H232ZM260 119V118H259ZM13 120H15V119H13ZM20 120V121H21ZM25 120V119H24ZM71 120V119H70ZM86 120V119H85ZM85 120H83V121H85ZM97 120H98V118H97ZM109 121H110V119H108ZM128 120V119H127ZM170 120V119H169ZM197 120V119H196ZM230 120V119H229ZM244 120V119H243ZM76 121V120H75ZM82 121V122H83ZM87 121V120H86ZM89 121H91V120H89ZM105 121H107V120H105ZM108 121V122H109ZM116 121V120H115ZM114 121V122H115ZM118 122H119V120H117ZM134 121H135V119H134ZM159 121V122H158ZM165 121V120H164ZM163 121V122H164ZM172 123H173V121L172 120H170ZM180 121V120H179ZM194 121V120H193ZM224 121V120H223ZM228 121V120H227ZM236 121V120H235ZM12 121H10V123H11ZM14 122V121H13ZM24 122V121H23ZM125 122V121H124ZM123 122V123H124ZM169 122V121H168ZM184 122V121H183ZM197 122V121H196ZM199 122V121H198ZM197 122V123H198ZM201 122H202V120H201ZM234 122V121H233ZM244 122H246L245 120H244ZM27 123V122H26ZM66 123V122H65ZM68 123V122H67ZM85 123V122H84ZM119 123H121V122H119ZM119 123H117V124H119ZM122 123V124H123ZM181 123V122H180ZM247 123V122H246ZM19 124V123H18ZM21 124H22V121H21ZM69 124V123H68ZM90 124V123H89ZM99 124V123H98ZM106 124V123H105ZM115 125H116V123H114ZM121 124V125H122ZM128 124V123H127ZM125 125L126 127L128 126V125ZM169 124H171L170 122H169ZM179 124V123H178ZM184 124V123H183ZM203 124V125H204ZM227 124V123H226ZM233 124V123H232ZM8 125V124H7ZM9 125H11V124H9ZM25 125V124H24ZM23 125V126H24ZM27 125V124H26ZM25 125V126H26ZM31 125H29V126H31ZM100 125V124H99ZM137 125V124H136ZM28 126V125H27ZM26 126V127H27ZM31 126V127H32ZM89 126V125H88ZM97 126V125H96ZM117 126V125H116ZM124 126V125H123ZM124 126V127H125ZM140 126H139V128H140ZM149 126V127H150ZM162 126V125H161ZM171 126V125H170ZM175 126V125H174ZM9 127H11V126H9ZM15 127V126H14ZM16 127H18V126H16ZM21 127V126H20ZM30 127V128H31ZM68 127V126H67ZM77 127V126H76ZM101 127L102 126H100V130H102L101 129ZM104 127V126H103ZM120 127H122V126H120ZM128 127H130V126H128ZM225 127V126H224ZM234 127V126H233ZM236 127V126H235ZM82 128H83V126H82ZM88 128H90V127H88ZM87 128V129H88ZM99 128V127H98ZM97 128V129H98ZM133 128V127H132ZM139 128H137L136 130H138ZM148 128V127H147ZM152 128H150L149 130H151ZM155 128H157V127H155ZM168 128H169V126H168ZM167 128V129H168ZM203 128V127H202ZM206 128V127H205ZM12 128H9V130H11ZM16 129V128H15ZM20 129V128H19ZM22 129V128H21ZM24 129H26V128H24ZM24 129H22V130H24ZM28 129V128H27ZM78 129V128H77ZM96 129V130H97ZM127 129V128H126ZM131 129V128H130ZM130 129H128L127 131H130ZM142 129V128H141ZM143 129H144V127H143ZM142 129V130H143ZM157 129H159V128H157ZM175 129V128H174ZM201 129V128H200ZM231 129V128H230ZM239 129V128H238ZM248 129V128H247ZM13 130V129H12ZM11 130V131H12ZM29 130V129H28ZM80 130V129H79ZM79 130H78V132H79ZM83 130V129H82ZM89 130V129H88ZM100 130L98 131V132H100ZM106 130H108L107 128H106ZM135 130V131H136ZM145 130V129H144ZM143 130V131H144ZM148 130V129H147ZM146 130V131H147ZM160 130H161V128H160ZM163 130V129H162ZM175 130H178V128L176 127V129ZM174 130V131H175ZM199 130V129H198ZM228 130V129H227ZM250 130V129H249ZM14 131V130H13ZM12 131V132H13ZM21 131V130H20ZM30 131H31V129H30ZM30 131H28L30 134L32 133V132H30ZM76 131V130H75ZM83 131H86V129L85 130H83ZM104 131V130H103ZM133 130H131V132H132ZM141 131V130H140ZM157 131V130H156ZM163 131H165V130H163ZM162 131V133H160V135H159V137L157 138V136H156V138H155V136H154V139H156V140H158V141H163L164 142V145L166 146H164V145H161V144H159V145H157V147H155V144H153V147H155V149H153L152 151H146V149H141L140 147H138L139 145H141V144H139V145H136V146H133V147H129V149H127L128 151H126L127 153H122L124 156L122 157V158H116V159H114V160H117L118 161V159L121 161V163H120V165L122 166V167H125L126 169H128L129 171H136V175L134 176V177H138V178H134L133 176H131L130 175V177L129 176H122V177H118L117 175H116V172H115V175L116 176H114V175H112V170L109 168L110 166L109 165H107V166H109L107 169H110L112 172H111V180H112V182L113 183H115V182H117V181H121V185L119 186L118 185V187L117 186H112V188H113V190H114V193H116V194H118V196L121 198V199H123L124 201H127L128 203H129V205L126 207V210H122V208H120V207H117V206H115V205H117L118 204V202H116V201H109L108 199L106 200V197L109 195H107V193H101V195H99L98 197H99V199H101L102 200V203H106V204H102L101 202H100V205H103V206H106L107 204H109V205H111V206H115V208L116 209H120V211H121V215H123L124 217H126L127 218V222L129 221V225H132V226H139L140 228H142L141 230H143V232L144 233H142V232H140V233H142L141 235H142V237H143V235H145V233H146V235L149 237V239H150V241H151V244H152V246H153V248H154V255L149 259L150 261L148 262L149 264H200L201 262L199 261V259L201 260L202 259V257L201 258H199L198 259V256L196 255V253H198V252H196V251H194L193 249V247H197L196 249H198V247H199V245H198V243H200V245H202V241L203 240H207V241H209L208 243H209V245H210V247H211V245H213L214 246V249L216 248L217 249V251L216 250H213L214 252H218V250H219V252H224L225 254H226V252H229V251H231V250H234L235 251V253L236 254H238V257L241 255V254H243V255H245V253L242 251V249L244 250V249H246L247 248V250L248 251H250L249 250V248H248V246L245 248V246L243 245V244H245L244 242L242 243V245L244 246L242 249H241V247L239 246V240L241 239V238H243V235H242V233H243V227H245V225H247V224H250V222L251 223H253V220H252V216L254 215H252V213H253V211L255 210V203H257V201L258 200H256V198H258L259 199V197H254V193H255V191L254 190H250V186H249V184H248V180H246V175H247V173L249 174L250 172H248V169L247 168H245V166H248V165H246V164H242L243 166H240V164L238 165V163L237 164H235V162H237V161H235V159H234V161L235 162H233V160L231 159V157H234V156H236L235 158H247L248 157V153L246 152V151H244V150H242V149H240L239 147H236V149L237 148H239L240 150L235 154V155H232V156H230L229 155V157H228V155H226V153L224 154V153H217L216 155H215V158H212V159H210L209 160V162H208V164H206V163H203V162H201L202 164H200V163H198V162H196V159H193V158H191L190 156L188 157L187 155L189 154L187 151H186V148L184 147V144H182L181 143V141L180 142H177V145L176 146H172L171 144L170 145H166V143H168V141H170L169 139V134L168 133H165V132H163ZM169 131H172V129L171 130H169ZM183 131V130H182ZM181 131V132H182ZM186 131V130H185ZM194 131H196V130H194ZM202 131V130H201ZM240 131V130H239ZM26 133H27V130L25 131ZM88 132V131H87ZM95 133H97L96 131H94ZM142 132V131H141ZM149 132V131H148ZM148 132H147V135H148ZM167 132V131H166ZM176 132V131H175ZM174 132V133H175ZM180 132V130L178 131V133H181ZM198 132H200V131H198ZM203 132V131H202ZM218 132V131H217ZM247 131H245V133H246ZM14 133V132H13ZM16 133V132H15ZM23 133H24V131H23ZM68 133V134H67ZM75 133H77V132H75ZM93 133V132H92ZM137 133V132H136ZM173 133V132H172ZM184 133V132H183ZM205 133V132H204ZM211 133V132H210ZM210 133H205V134H209L210 135ZM224 133V132H223ZM231 133V132H230ZM242 133V132H241ZM248 133H249V131H248ZM252 133H254V131L252 132ZM256 133V132H255ZM254 133V135H256ZM18 134V133H17ZM25 134V133H24ZM94 134V133H93ZM98 134H100V133H98ZM131 134V133H130ZM129 134V135H130ZM151 134V133H150ZM149 134V135H150ZM158 134V133H157ZM156 134V135H157ZM168 134V135H167ZM186 134V133H185ZM139 134H137V136H138ZM151 135H153V133L151 134ZM154 135H155V133H154ZM175 134H173V137H175L174 136ZM202 135H203V133H202ZM216 135V134H215ZM224 135V134H223ZM231 135V134H230ZM251 135V134H250ZM257 135H258V133H257ZM29 136V135H28ZM34 136V135H33ZM36 136V137H37ZM90 136V137H89ZM95 136V135H94ZM98 136V135H97ZM103 136H104V134H103ZM133 136H134V134H133ZM137 136H134L135 138L137 137ZM141 136V135H140ZM205 136V135H204ZM239 136V135H238ZM238 136H236V137H238ZM243 136V135H242ZM261 136V135H260ZM35 137V136H34ZM96 137V136H95ZM95 137H93V138H95ZM101 137V136H100ZM100 137L98 138L99 140H100ZM105 137V136H104ZM130 138H131V135L129 136ZM134 137H133V139H134ZM142 137V136H141ZM144 137V136H143ZM145 137H147V136H145ZM144 137V138H145ZM173 137H172V139H173ZM181 137V136H180ZM180 137H178V138H180ZM186 137H188L187 135L184 137L185 138V140H186ZM216 137V136H215ZM229 137V136H228ZM254 137V136H253ZM252 137V138H253ZM259 137V136H258ZM262 137H263V135H262ZM261 137V138H262ZM33 138V137H32ZM106 138V137H105ZM169 138V139H168ZM205 138V137H204ZM203 138V139H204ZM207 138V137H206ZM211 138V137H210ZM210 138H208V139H210ZM233 138V137H232ZM239 138V137H238ZM255 138H257V137H255ZM264 138V137H263ZM97 139V140H98ZM102 139V138H101ZM104 139V138H103ZM129 139V138H128ZM132 139V138H131ZM138 139H139V137H138ZM141 139V138H140ZM139 139V140H140ZM149 139V138H148ZM151 139V138H150ZM177 139V138H176ZM207 139V141H210V143H211V140H208ZM219 139V138H218ZM239 139H241V138H239ZM254 139V138H253ZM29 140V139H28ZM98 140V141H99ZM107 140H108V138H107ZM126 140V139H125ZM155 140V141H156ZM180 140H182V139H180ZM206 140V139H205ZM216 140V139H215ZM221 140V139H220ZM258 140L260 141V139L258 138ZM257 139H256V141H258ZM262 140L263 139H261V142H262ZM31 141V140H30ZM37 141H38V139H37ZM37 141H36V143H37ZM43 141V140H42ZM129 141H131V140H129ZM133 141H136L135 139L133 140ZM141 141V140H140ZM172 142H173V140H171ZM175 141V140H174ZM177 141H179V140H177ZM183 141V140H182ZM228 141V140H227ZM230 141V140H229ZM235 141V140H234ZM233 141V142H234ZM258 141V142H259ZM29 142V141H28ZM35 142V141H34ZM95 142V141H94ZM97 142V141H96ZM103 142V141H102ZM137 142V141H136ZM171 142V143H172ZM184 142V141H183ZM216 142V141H215ZM225 142V141H224ZM40 143V141H38V144ZM91 143V144H90ZM98 143H100V142H98ZM124 144H125V142H123ZM132 142H130V144H131ZM170 143V142H169ZM217 143V142H216ZM215 143V144H216ZM219 143H220V141H219ZM226 143V142H225ZM0 144H1V142H0ZM3 144V143H2ZM32 144V143H31ZM46 144V145H47ZM94 144V143H93ZM95 144H97V143H95ZM95 144H94V146H93V148H95ZM129 144V145H130ZM145 144V143H144ZM147 144V143H146ZM156 144H158L157 142H156ZM174 144V143H173ZM213 144H214V142H213ZM222 144V143H221ZM221 144H219V145H221ZM231 144V143H230ZM233 144H235V143H232V145ZM34 145V144H33ZM37 145V144H36ZM35 145V146H36ZM41 145V144H40ZM40 145H37V147H39ZM44 145V144H43ZM65 145V146H66ZM128 145V146H129ZM149 145V144H148ZM208 145H209V143H208ZM217 145H218V143H217ZM226 145V144H225ZM231 145V146H232ZM35 146H33V148L35 147ZM49 146V145H48ZM51 146H52V144H51ZM51 146H49V148L51 147ZM53 146H55V145H53ZM57 147H59L58 145H56ZM66 146V147H67ZM142 146V145H141ZM146 146V145H145ZM168 146H171V147H168ZM210 146H211V144H210ZM215 146V145H214ZM222 146H223V144H222ZM228 146H229V144H228ZM236 146V145H235ZM235 146H233V147H235ZM238 146H239V144H238ZM261 146H263V145H261ZM45 147V146H44ZM97 147V146H96ZM99 147V146H98ZM153 147H151V148H153ZM216 147V146H215ZM224 147V146H223ZM227 147V146H226ZM226 147L224 148L225 150H226ZM0 148H1V146H0ZM3 148V147H2ZM40 148V147H39ZM49 148H47V149H49ZM55 148V147H54ZM92 148V149H93ZM100 148V147H99ZM144 148V147H143ZM147 148V147H146ZM219 148V147H218ZM264 148V147H263ZM35 149V148H34ZM40 149H42V148H40ZM45 149V148H44ZM52 149V147L50 148V150ZM90 149V148H89ZM92 149H90V150H87V152L88 151H92L93 152V150ZM96 149H98V148H96ZM95 149V150H96ZM212 149V148H211ZM234 149V148H233ZM232 149V147H231V151L233 150ZM27 150V149H26ZM38 150V149H37ZM55 150V149H54ZM53 150V151H54ZM59 150H61V149H59ZM79 150H81V151H79ZM148 150V149H147ZM219 150H220V148H219ZM225 150H224V152H225ZM2 151H3V149H2ZM1 151V152H2ZM30 151V150H29ZM49 151V150H48ZM97 152L96 153H98V150H96ZM214 151H216L215 150V148H214ZM261 151V150H260ZM263 151H264V149H263ZM33 152V151H32ZM63 152V151H62ZM31 153V152H30ZM29 153V154H30ZM47 153V152H46ZM51 153V152H50ZM53 153V152H52ZM89 153V152H88ZM35 154H36V152H35ZM43 154V153H42ZM49 154V153H48ZM55 154V153H54ZM69 154V153H68ZM86 154V153H85ZM90 154V153H89ZM108 154V153H107ZM248 154V155H247ZM50 155V154H49ZM56 155V154H55ZM59 155V154H58ZM62 155H63V153H62ZM62 155H60V157L62 156ZM32 156H34V155H32ZM39 156V155H38ZM41 156V155H40ZM87 156V155H86ZM193 156V155H192ZM35 157V156H34ZM46 157V156H45ZM50 157V156H49ZM51 157H53L52 155H51ZM55 157V156H54ZM84 157V156H83ZM187 157V158H186ZM47 158V157H46ZM56 158V157H55ZM55 158H53L52 159V162L55 160ZM98 158V157H97ZM185 158H186V160H189V166H188V170H189V172H190V176H194V175H198L199 176V174H201V173H204L205 175H207V179H204V180H206L208 183L207 184H202L200 187H197V186H194L193 185V181H188V179L182 174L184 171V169L182 170V169H180L179 168V162L180 161H182L183 159H184V161H185ZM196 158V157H195ZM39 159V158H38ZM43 158H41V160H42ZM48 159V158H47ZM83 159V158H82ZM87 159H89V157H87ZM95 160H96V157L94 158ZM104 159V158H103ZM76 160V159H75ZM81 160V159H80ZM94 160V161H95ZM100 160H102L101 158H100ZM99 160V161H100ZM237 160V159H236ZM264 160V159H263ZM76 161H78V159L76 160ZM76 161L74 162L72 159L70 160V159H68V157L67 158H63L62 157V159H58V160H56V163L55 162H53V164L55 163V168L57 167V168H59V170H60V168H63V167H67V168H69L70 170H71V168H73V167H75L74 165V163H76ZM82 161V160H81ZM84 161V160H83ZM86 161V160H85ZM93 161V160H92ZM97 161H98V159H97ZM98 161V162H99ZM168 161L169 162H171L172 163V165L170 166L169 165V163H168ZM51 162V163H52ZM91 162V161H90ZM96 162V161H95ZM106 163L105 161H103L102 160V162H101V164L102 163ZM110 162V161H109ZM109 162H108V164H109ZM114 162V161H113ZM187 162V161H186ZM248 162H251L250 160L248 161ZM46 163V162H45ZM81 163V162H80ZM89 163V162H88ZM92 163V162H91ZM90 163V164H91ZM111 163H112V160H111ZM83 164V163H82ZM86 164V163H85ZM84 164V165H85ZM89 164V165H90ZM93 165L94 164H96V163H92ZM100 163L99 164H96V165H98V167L100 166H102ZM253 164V163H252ZM256 164V163H255ZM3 165V164H2ZM6 165V164H5ZM80 165V164H79ZM113 165V164H112ZM4 166V165H3ZM76 166H78V164H76ZM106 166V167H107ZM5 167H7V166H5ZM71 167V168H70ZM87 167H89V166H87ZM93 167H95V166H93ZM97 167V166H96ZM97 167V168H98ZM99 167V168H100ZM106 167L105 166H102V168H103V170H105L106 169ZM115 167V166H114ZM113 167V168H114ZM117 168H116V170L119 168V166H116ZM255 167V166H254ZM263 167H264V164H263ZM54 168V169H55ZM76 168V167H75ZM82 168H84L83 167V165H82ZM81 168V169H82ZM91 168V167H90ZM97 168L95 169V168H93L95 171H97ZM98 168V169H99ZM124 168V169H125ZM183 168H185V167H183ZM251 168V167H250ZM78 169H79V167H78ZM80 169V170H81ZM87 169V168H86ZM106 169V170H107ZM121 169V168H120ZM120 169H118V170H120ZM256 169V168H255ZM263 169V168H262ZM55 170H58V169H55ZM76 170V169H75ZM84 169H82V172H84L83 171ZM101 171H102V169H100ZM106 170H105V173H107L108 172V170H107V172H106ZM127 170V171H128ZM143 170H147L148 172H150V174H148V173H146V175L144 176L143 174H140V173H142L141 171H143ZM1 171V170H0ZM61 171V170H60ZM60 171H58V172H60ZM63 171V170H62ZM62 171L60 172V173H62ZM65 171V170H64ZM74 171V170H73ZM79 171V170H78ZM3 172V171H2ZM72 172V171H71ZM77 172V171H76ZM75 172V173H76ZM81 171H80V173H82ZM87 172V171H86ZM119 172H121V170L119 171ZM124 172H125V170H124ZM138 172V173H137ZM10 173V172H9ZM70 173V172H69ZM92 172H90V174H91ZM110 173V172H109ZM11 174V173H10ZM63 174V173H62ZM65 174H68V172L66 171V173ZM72 174H74V173H72ZM114 174V173H113ZM151 174H157L158 175V177L157 178H155L154 180L152 179L151 180ZM189 174V173H188ZM262 174H264V173H262ZM25 175V174H24ZM81 175V174H80ZM104 175V174H103ZM138 175H142L143 177L141 178V176H138ZM33 176V175H32ZM65 177H67L66 175H64ZM79 176V175H78ZM263 176V175H262ZM22 177V176H21ZM189 177V176H188ZM195 177V176H194ZM15 178H16V176H15ZM27 177H25V179H26ZM29 178V177H28ZM34 178H36V177H34ZM69 179H70V177H68ZM67 178V179H68ZM93 178H95V176L93 177ZM110 178V177H109ZM199 178V177H198ZM248 178V177H247ZM65 179V178H64ZM35 180V179H34ZM39 180V179H38ZM66 180V179H65ZM92 180V179H91ZM200 180V179H199ZM32 181V180H31ZM76 181V180H75ZM78 181H79V179H78ZM83 181H85V180H83ZM90 181V180H89ZM201 181V180H200ZM248 181V182H247ZM23 182V181H22ZM39 181H37V183H38ZM70 182V181H69ZM73 182V181H72ZM263 182V181H262ZM36 183V182H35ZM75 183H77V182H75ZM94 183V182H93ZM110 183V182H109ZM260 183V182H259ZM264 183V182H263ZM33 184V183H32ZM39 184H41V183H39ZM73 184L74 183H72V186H73ZM80 184V183H79ZM201 184V183H200ZM76 186H77V189H78V187L80 186H78L77 184H75ZM74 185V186H75ZM197 185V184H196ZM258 185V184H257ZM21 186H23L22 184H21ZM39 186V185H38ZM88 186H91V185H88ZM192 187V189H194V191H195V193H197V196L195 195V197H193V198H190V197H186V198H178V199H175L174 200V202H172V201H168L169 199V196H170V194L174 191V190H178V188H180V187ZM68 187V186H67ZM84 187V186H83ZM263 187H264V185H263ZM70 188V187H69ZM76 188V187H75ZM9 189V188H8ZM29 189V188H28ZM40 189V188H39ZM65 189V188H64ZM80 189V188H79ZM78 189V190H79ZM84 189V188H83ZM110 189V188H109ZM108 189V191H110ZM12 190V189H11ZM19 190V189H18ZM70 191H71V189H69ZM69 190H66V191H64V192H67L68 191V193H69ZM86 190V189H85ZM87 190H89V189H87ZM187 190H188V188H187ZM20 191H22V190H20ZM19 191V192H20ZM38 191V190H37ZM76 191V190H75ZM75 191H72V193H74ZM253 191H254V193H253ZM25 192V191H24ZM31 192V191H30ZM64 192H61V193H63V194H65ZM78 191H76V193H77ZM81 192H82V190H81ZM85 192V194H91V193H93L92 191H84ZM113 192V191H112ZM23 193V192H22ZM67 193V195L66 196H69L70 195V200H72L74 203L75 202H77L76 201V199H78L77 197H76V195H74V194H71V192L68 194ZM257 193V192H256ZM262 193V192H261ZM28 194V193H27ZM41 194V193H40ZM79 194V192L77 193V195ZM85 194H83L86 198H87V196L85 195ZM97 194H99V193H97ZM115 194V195H116ZM19 195V194H18ZM45 195V194H44ZM94 195V194H93ZM93 195H89L88 197L90 198L91 196H93ZM111 195V194H110ZM35 196V195H34ZM66 196H65V198H66ZM95 196V195H94ZM94 196H93V199H94ZM21 197H23V195L21 196ZM20 197V198H21ZM38 197V196H37ZM42 197V196H41ZM43 197H45V196H43ZM79 197H80V195H79ZM84 197V198H85ZM97 197V196H96ZM97 197V198H98ZM173 197H175V196H173ZM25 198V197H24ZM40 198V197H39ZM81 198V197H80ZM88 198V199H89ZM26 199V198H25ZM31 199V198H30ZM36 199V198H35ZM67 200H69V198L67 197L66 198ZM83 199V198H82ZM91 199V198H90ZM98 199V200H99ZM262 199H263V197H262ZM261 199V200H262ZM15 200V199H14ZM81 200V199H80ZM86 200V199H85ZM106 200V201H105ZM115 200V199H114ZM122 200V201H123ZM10 201H11V199H10ZM17 201H20V200H17ZM21 201H22V199H21ZM78 201H79V199H78ZM87 201H89V200H87ZM86 201V202H87ZM120 201V200H119ZM47 202V201H46ZM82 202H83V200H82ZM81 202V203H82ZM85 202V201H84ZM97 202V199H96V201H95V203ZM99 202V201H98ZM97 202V203H98ZM8 203V202H7ZM12 203V202H11ZM70 203H72V202H70ZM80 203V202H79ZM89 203V202H88ZM93 203V202H92ZM95 203H93L94 205H95ZM120 203V202H119ZM262 203V202H261ZM258 204H259V202H258ZM37 205V204H36ZM35 205V206H36ZM73 205V204H72ZM75 205H78V207H79V204H74L73 205V207L75 206ZM83 205V204H82ZM98 205V204H97ZM109 205H107L108 207H109ZM23 206V205H22ZM84 206V205H83ZM92 206V205H91ZM96 206V205H95ZM102 206V207H103ZM258 206V205H257ZM260 206V205H259ZM32 207H33V204H32ZM43 207V206H42ZM47 207V206H46ZM75 207H77V206H75ZM77 207V208H78ZM88 207H89V205H88ZM93 207V206H92ZM261 207H263V206H261ZM16 208H17V206H16ZM38 208V207H37ZM69 208H71V205H70V207ZM84 208V207H83ZM82 208V209H83ZM87 208V207H86ZM101 208V207H100ZM104 208V207H103ZM111 208V207H110ZM115 208H113L114 210H116ZM171 208H173V210H171ZM5 209V208H4ZM7 209V208H6ZM76 209V208H75ZM79 209H81V208H78V211H79ZM81 209V210H82ZM258 209H259V207H258ZM257 208H256V210H258ZM261 209V208H260ZM80 210V212H82ZM83 210H85V209H83ZM88 210H91L90 208L88 209ZM94 210H95V208H94ZM117 210V211H118ZM175 211V213H177L176 215L179 217V219H180V221L179 222H173V224H171L172 223V221L173 220H169L168 218H169V216H167V215H169V211ZM263 210V209H262ZM261 210V211H262ZM20 211V210H19ZM33 211V210H32ZM40 211V210H39ZM72 211V210H71ZM70 210H69V212H71ZM85 211H87V210H85ZM4 212V211H3ZM52 212V211H51ZM75 212V211H74ZM97 212V211H96ZM95 212V213H96ZM98 212H99V210H98ZM259 212V211H258ZM257 212V213H258ZM5 213H7V211L5 212ZM20 213H21V211H20ZM24 213V212H23ZM30 212H28V214H29ZM32 213V212H31ZM50 213V212H49ZM83 213H85L84 211H83ZM88 213V212H87ZM90 213V212H89ZM93 213H94V211H93ZM100 213V212H99ZM116 213V212H115ZM34 214V213H33ZM51 214V213H50ZM72 214H74L73 212L71 213V215ZM80 214H82V213H80ZM146 214H148V215H150L152 218H153V223L152 224H148L147 222H148V219H146L145 217H143L144 215H146ZM8 215V214H7ZM83 215V214H82ZM94 215V214H93ZM118 215H120L119 214V212H118ZM199 215H201L202 217H204V221H205V226H202V231H201V233L203 234V236H202V238H199L200 239V242H195L194 241V239H192L193 237H194V234H193V231L194 230H192V228H191V230H189L188 229V227L186 226L185 227V225L186 224H184L185 223V217H187V218H189V219H197V218H199ZM261 215H263V214H261ZM84 216H88L87 214L85 215L84 214ZM108 216V215H107ZM123 216H121V217H123ZM149 216V217H150ZM256 216V215H255ZM34 217V216H33ZM47 217V216H46ZM49 217V216H48ZM91 217V216H90ZM93 217L94 216H92L91 218L93 219ZM95 217H96V219H97V216H96V214H95ZM95 217H94V219L93 220H95ZM98 217H99V215H98ZM104 217V216H103ZM147 217V216H146ZM173 217L175 218V215H173ZM173 217H172V219H173ZM184 217V218H183ZM248 217V218H247ZM21 218V217H20ZM51 218V217H50ZM247 218V219H246ZM1 219H3V218H1ZM4 219H6V218H4ZM100 219V222L102 221V225L104 224L103 222V219H101V218H99ZM110 219V218H109ZM119 219H120V216H119ZM122 220L123 219H125V218H121ZM200 219V218H199ZM255 219V222H256V219L257 218H254ZM261 219V218H260ZM20 220V219H19ZM88 221H89V219H87ZM93 220H90V221H93ZM105 220V219H104ZM116 220V219H115ZM258 220V219H257ZM21 221H22V219H21ZM45 221H46V219H45ZM99 221V220H98ZM106 221V220H105ZM121 220H119V222H120ZM124 221V220H123ZM183 221H184V223H183ZM259 221V220H258ZM258 221H257V224H258ZM261 221H262V219H261ZM3 222V221H2ZM26 222V221H25ZM31 222V221H30ZM47 222V221H46ZM51 222H53V221H51ZM57 222V221H56ZM94 222H97V221H94ZM100 222H97V224L98 223H100ZM110 223H111V221H109ZM115 223L116 222H118V220H116V221H114ZM118 222V223H119ZM126 221H125V224L127 223ZM152 222V221H151ZM191 222V221H190ZM197 222H199V221H197ZM264 222V221H263ZM260 223V224H264V223ZM23 223V222H22ZM93 223V222H92ZM106 223H108V220H107V222ZM110 223H108V224H110ZM115 223H113L114 225H115ZM5 224H7V222L5 223ZM20 224H21V222H20ZM35 224V223H34ZM94 224V223H93ZM121 224H122V222H121ZM254 224V223H253ZM256 224V223H255ZM260 224H258V225H260ZM33 225V224H32ZM41 225V224H40ZM96 225V224H95ZM106 225V224H105ZM105 225L104 226H102L101 227V229H100V232H101V230L104 232V236H103V239L105 238V241L106 242H108L109 244H110V246H112V247H116L117 245H118V242H117V240H118V238L120 237V235L119 236H117L118 238H117V240L115 239V236H113V232H116V231H114L113 230V227L112 226H110L111 227V229L113 230H109V228L106 226L105 227ZM113 225V226H114ZM127 225V224H126ZM155 225H159V230H156V228H155ZM196 225V224H195ZM200 225V224H199ZM11 226H13V225H11ZM18 226V225H17ZM29 226V225H28ZM27 226V227H28ZM38 226V225H37ZM117 226V228H118V226H120V223H119V225L117 224L116 225ZM116 226H114V227H116ZM122 226V227H121ZM120 227L121 228H124L123 226H125L124 224L123 225H121ZM128 226V225H127ZM132 226H130V230H131V227ZM201 226H199V227H201ZM256 226V225H255ZM6 227V226H5ZM25 227V226H24ZM31 227V226H30ZM62 227V226H61ZM98 227H100V225L98 226ZM4 228V227H3ZM22 228V227H21ZM35 228V227H34ZM53 228V227H52ZM65 228V227H64ZM96 228V227H95ZM126 228V227H125ZM134 229H135V227H133ZM179 228H182V232H180V231H178V229ZM253 228V227H252ZM251 228V229H252ZM257 228H259V227H257ZM1 229V228H0ZM7 229V228H6ZM54 229V228H53ZM97 229V228H96ZM127 229H128V227H127ZM127 229H126V231L125 232H127ZM195 229V228H194ZM245 229V228H244ZM262 229V228H261ZM5 230V229H4ZM15 230H16V228H15ZM60 230V229H59ZM64 230V229H63ZM122 230V229H121ZM139 231H140V229H138ZM138 230H136V231H138ZM8 231H10V230H8ZM17 231V230H16ZM20 231H22V230H20ZM26 231V230H25ZM49 231V230H48ZM65 231V230H64ZM96 230H94V232H95ZM119 231V230H118ZM124 231V230H123ZM122 231V232H123ZM133 231V230H132ZM136 231L134 232V233H136ZM252 231V230H251ZM1 232H2V230H1ZM19 232V231H18ZM46 232V231H45ZM71 232V231H70ZM83 232V231H82ZM120 232V231H119ZM254 232V231H253ZM9 233H11V232H9ZM13 233V232H12ZM49 233V232H48ZM47 233V234H48ZM67 233V232H66ZM87 233V232H86ZM91 233V232H90ZM102 233V232H101ZM200 233V234H201ZM246 232H244V234H245ZM255 233V232H254ZM6 233H4V235H5ZM8 234V233H7ZM40 234V233H39ZM52 234V233H51ZM77 234H78V232H77ZM93 234V233H92ZM92 234H90V235H92ZM98 234H100L99 232H98ZM197 234H199V233H197ZM251 234V233H250ZM1 235H3V234H1ZM3 235V236H4ZM11 235V234H10ZM18 235V234H17ZM22 235H23V233H22ZM38 235V234H37ZM41 235V234H40ZM46 235V234H45ZM52 235H54V234H52ZM60 235H62L61 233H60ZM82 235V234H81ZM81 235H80V237H81ZM95 235L96 234H94V238H96L95 237ZM138 235H140V234H138ZM140 235V236H141ZM246 235H248V236H250L249 234H246ZM31 236H32V234H31ZM31 236H29V237H31ZM57 236V235H56ZM59 236V235H58ZM64 236H65V234H64ZM101 236V237H102ZM199 236V235H198ZM242 236V237H241ZM257 236V235H256ZM262 236V235H261ZM19 237V236H18ZM34 237V236H33ZM88 237H89V235H88ZM99 237V235L97 236V238ZM100 237V238H101ZM153 237H155V239H153ZM192 237V238H191ZM247 237V236H246ZM258 237H260V236H258ZM7 238H8V235H7ZM35 238H36V236H35ZM65 238V237H64ZM84 238V237H83ZM99 238V239H100ZM121 238H122V236H121ZM250 238V237H249ZM11 239V238H10ZM13 239V238H12ZM27 238H25L24 239V241L26 240ZM29 239V238H28ZM37 239V238H36ZM44 238H42V240H43ZM86 239V238H85ZM102 239V238H101ZM102 239V240H103ZM147 239V238H146ZM257 239V238H256ZM260 239V238H259ZM5 240V239H4ZM9 240V239H8ZM18 240V239H17ZM30 240H33V238L31 239L30 238ZM40 240H41V238H40ZM61 240V239H60ZM90 240V239H89ZM91 240H92V238H91ZM101 240V241H102ZM244 240V239H243ZM243 240H240V241H243ZM255 240V239H254ZM263 240L264 239H262V240H260V241H262L263 242ZM46 241V240H45ZM51 241V240H50ZM59 241V240H58ZM67 241V240H66ZM65 241V242H66ZM84 241V240H83ZM95 241V240H94ZM104 241V243L103 244H105L106 242ZM119 241H120V239H119ZM149 241V240H148ZM149 241V242H150ZM206 241V242H207ZM248 241V240H247ZM252 241L253 240H250V242L252 243ZM39 242V241H38ZM123 242H124V238H123ZM204 242V241H203ZM205 242V243H206ZM210 242L212 243V244H210ZM259 242V241H258ZM16 243V242H15ZM24 243V242H23ZM49 243V242H48ZM58 243V242H57ZM61 243V242H60ZM78 243V242H77ZM81 243V242H80ZM102 243V242H101ZM108 243H107V245H108ZM121 243V242H120ZM207 243V244H208ZM247 243V242H246ZM14 244V243H13ZM68 244H69V242H68ZM92 244V243H91ZM94 244H96V243H94ZM257 244V243H256ZM259 244H261V243H259ZM25 245V244H24ZM30 245V244H29ZM32 245H33V243H32ZM50 245V244H49ZM66 245V244H65ZM106 245V244H105ZM120 245V244H119ZM123 246H124V244H122ZM187 245L188 246H190V247H192L193 249H191V248H188L187 247ZM246 245V244H245ZM248 245H251V244H248ZM263 245V244H262ZM37 246V245H36ZM64 246V245H63ZM82 246V245H81ZM110 246H108L109 248H110ZM123 246H122V249H124L125 250V247L123 248ZM125 246H127V245H125ZM184 246H186V247H184ZM254 246V245H253ZM8 247H10V246H8ZM17 247V246H16ZM29 247V246H28ZM42 247H44V246H42ZM88 247V246H87ZM107 247V248H108ZM111 247V248H112ZM120 247V246H119ZM184 247V248H183ZM201 247V246H200ZM260 247V246H259ZM258 247V248H259ZM262 247H264V246H262ZM6 248V247H5ZM33 248V247H32ZM58 248V247H57ZM86 248V247H85ZM121 248V247H120ZM120 248H119V251H120ZM127 248V247H126ZM255 248V247H254ZM42 249V248H41ZM51 249V248H50ZM204 249V248H203ZM253 249V248H252ZM1 250H3V249H1ZM6 250V249H5ZM39 250V249H38ZM44 250V249H43ZM90 251H91V249H89ZM98 250V249H97ZM104 250H106V249H104ZM103 250V251H104ZM112 250V249H111ZM114 250H116V248L114 249ZM114 250H112V252H114ZM200 250H202V249H200ZM13 251V250H12ZM34 251V250H33ZM55 251V250H54ZM88 251V250H87ZM110 251V250H109ZM117 252H118V250H116ZM115 251V252H116ZM213 251H212V253H213ZM245 251V250H244ZM257 251V250H256ZM21 252V251H20ZM51 252V251H50ZM57 252V251H56ZM65 252V251H64ZM76 252V251H75ZM122 252V251H121ZM208 252H211V251H208ZM207 252V253H208ZM218 252V253H219ZM243 252V253H242ZM258 252V251H257ZM14 253H16V251L14 252ZM53 253H55V252H53ZM60 253V252H59ZM67 253V252H66ZM70 253H71V251H70ZM103 253V252H102ZM111 253V252H110ZM120 253V252H119ZM202 253H203V251H202ZM206 252H205V254L204 255H206L207 254ZM224 253H223V255H224ZM251 253H252V251H251ZM18 254H20V253H18ZM25 254V253H24ZM32 254V253H31ZM74 254V253H73ZM100 254V253H99ZM103 254H105V253H103ZM115 254V253H114ZM117 254V253H116ZM115 254V255H116ZM121 254L122 253H120V256H121ZM147 254H149V253H147ZM200 254V253H199ZM246 254H247V251H246ZM255 254V253H254ZM1 255V254H0ZM56 255V254H55ZM62 255H63V253H62ZM109 255V254H108ZM123 255V254H122ZM133 255V254H132ZM146 255V254H145ZM145 255H143V257L145 256ZM217 255V254H216ZM252 255V254H251ZM257 255V254H256ZM256 255H254L255 257H256ZM86 256V255H85ZM84 256V257H85ZM124 256V255H123ZM131 256V255H130ZM133 256H135V255H133ZM133 256H131L132 257V259H133ZM151 256V255H150ZM203 256V255H202ZM209 256V255H208ZM227 256V255H226ZM253 255H252V257H254ZM262 256V255H261ZM32 257V256H31ZM47 257V256H46ZM81 257V256H80ZM83 257V256H82ZM103 257V256H102ZM146 257V256H145ZM144 257V258H145ZM149 257V256H148ZM212 257V256H211ZM213 257H214V254H213ZM217 257V256H216ZM216 257H214V259L216 258ZM220 256H218V258H219ZM225 257V256H224ZM228 257V256H227ZM235 257V256H234ZM234 257H232V258H234ZM242 257V256H241ZM246 257H248V254H247V256ZM245 257V258H246ZM251 257V256H250ZM260 257V256H259ZM259 257H257L258 259H259ZM55 258V257H54ZM75 258V257H74ZM79 258V257H78ZM95 259H96V257H94ZM111 258V257H110ZM116 258V257H115ZM117 258H119L118 256H117ZM124 258V257H123ZM137 258V257H136ZM138 258H139V255H138ZM137 258V259H138ZM140 258H142V256H140ZM143 258V259H144ZM205 258V257H204ZM207 258V257H206ZM205 258V259H206ZM229 258H231V257H228V259ZM231 258V260L230 261H232V260H234V259H232ZM244 258V259H245ZM256 258V259H257ZM261 258V257H260ZM12 259V258H11ZM17 259V258H16ZM37 259V258H36ZM120 259H121V257H120ZM125 259V258H124ZM131 259V258H130ZM147 259V258H146ZM213 259V258H212ZM213 259V260H214ZM220 259V258H219ZM226 258H224L223 260H225ZM236 259H238V258H236ZM235 259V260H236ZM255 259V260H256ZM262 259H263V257H262ZM261 259V260H262ZM4 260H5V258H4ZM28 260V259H27ZM31 260V259H30ZM55 260V259H54ZM85 260V259H84ZM105 260H107V258L105 259ZM141 260V259H140ZM140 260H138V261H140ZM239 260V259H238ZM238 260H237V262L236 263H240V262H238ZM260 260V259H259ZM264 260V259H263ZM37 261H39L38 259H37ZM75 261V260H74ZM87 261H88V258H87ZM92 261V260H91ZM142 261V260H141ZM145 261V260H144ZM202 261V260H201ZM203 261H204V259H203ZM209 261H211V260H209ZM215 261V260H214ZM213 261V262H214ZM250 261V260H249ZM249 261H247V264H249L248 262ZM254 261V260H253ZM17 262V261H16ZM21 262H23V261H21ZM34 262V261H33ZM40 262V261H39ZM43 262V261H42ZM53 262V261H52ZM57 262V261H56ZM69 262V261H68ZM90 262V261H89ZM215 262H217V261H215ZM233 262V261H232ZM245 262H246V260H245ZM147 263V264H148ZM204 263H207L206 261H204ZM218 263V262H217ZM222 263V262H221ZM226 263H228V261L227 262H225V264ZM231 263V262H230ZM230 263H228V264H230ZM235 263V264H236ZM251 263H252V260H251ZM255 263V261L253 262V264ZM15 264V263H14ZM25 264V263H24ZM27 264H29V263H27ZM76 264V263H75ZM85 264V263H84ZM142 264H143V262H142ZM208 264H209V262H208ZM211 264H212V262H211ZM224 264V263H223ZM241 264H242V262H241ZM245 264V263H244Z\"/></svg>",
    "mask_w": 264,
    "mask_h": 264
},
{
    "label": "snow or ice",
    "instance_id": "snow-or-ice-1",
    "mask_svg": "<svg viewBox=\"0 0 264 264\" xmlns=\"http://www.w3.org/2000/svg\"><path fill=\"white\" fill-rule=\"evenodd\" d=\"M107 19L111 20V17H108ZM3 135H4V132H3L2 129H0V136H3ZM121 207H123V205H121ZM147 223L151 224L152 222L148 221ZM155 228H156V230H159V225H155ZM2 238L3 237L0 236V239H2ZM153 239H155V237H153ZM134 247H135V245H129L130 249L134 248ZM149 247H151L150 244H149ZM92 252H93V254H96V255L99 254L98 250H96V249H93ZM261 254L264 255V252H262ZM0 264H3V262H0ZM9 264H14V262H9ZM40 264H45V262H40ZM61 264H62V262H61ZM91 264H139V262L138 261H134L132 259H116V260L97 259L95 261H92ZM257 264H264V260L258 261Z\"/></svg>",
    "mask_w": 264,
    "mask_h": 264
},
{
    "label": "water",
    "instance_id": "water-1",
    "mask_svg": "<svg viewBox=\"0 0 264 264\" xmlns=\"http://www.w3.org/2000/svg\"><path fill=\"white\" fill-rule=\"evenodd\" d=\"M54 171H55V169H53ZM77 179V178H76ZM73 182H74V180H73ZM125 202V205L123 206V207H121L123 210H125L126 209V207L129 205V203L127 202V201H124ZM81 223L82 224H85L86 226H91V224L90 223H87V222H84L83 220L81 221ZM192 239H194V241L195 242H199V239L198 238H192Z\"/></svg>",
    "mask_w": 264,
    "mask_h": 264
}]
</instances>
